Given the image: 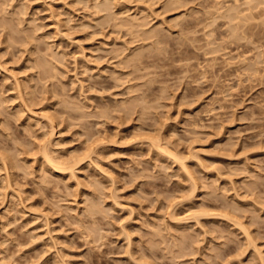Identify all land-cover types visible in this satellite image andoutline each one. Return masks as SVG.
<instances>
[{"label": "rangeland", "instance_id": "1", "mask_svg": "<svg viewBox=\"0 0 264 264\" xmlns=\"http://www.w3.org/2000/svg\"><path fill=\"white\" fill-rule=\"evenodd\" d=\"M177 1L0 0V264H264V3Z\"/></svg>", "mask_w": 264, "mask_h": 264}, {"label": "bare ground", "instance_id": "2", "mask_svg": "<svg viewBox=\"0 0 264 264\" xmlns=\"http://www.w3.org/2000/svg\"><path fill=\"white\" fill-rule=\"evenodd\" d=\"M112 1H113V3L114 2H117V0L115 1V0H98V7L99 8H101V9H103V10H107L108 11V9H110V8H112L113 6L111 5L112 4ZM214 1V0H213ZM234 1H235V5L234 4H229V6L227 7V6H225L226 8V10L225 9H223V12H224V10L226 11V16H225V13H221V7H218L219 5H217V7H216V5L214 4V6H215V9H217V8H220V10H217L216 11V14H217V12L219 13L218 14V16L220 15L221 17H223V19L225 18V20H226V18L229 20L230 19V21H234L232 24H233V28H230L231 30L232 29H234V30H232L233 32L235 31V36L237 37L238 36V38H239V41H240V38L242 37L243 39H244V36H242V35H244V34H242V33H246V31L247 30H250V27L251 26H254L253 24H255V23H252L251 21L252 20H254L255 18H258V17H256L257 16V14L255 13V11H254V9L255 10H257V9H261V8H259V5L260 6H262L263 5V3H264V0H242V2L244 1V3H242V2H240L241 0H233V3H234ZM111 2V3H110ZM177 2H180L179 0L177 1ZM182 2H183V0H182ZM121 3V2H120ZM119 3V4H120ZM174 3V2H173ZM221 3V2H220ZM239 3H241L243 6H241V8H240V4ZM258 3V4H257ZM217 4V3H216ZM239 4V5H238ZM262 4V5H261ZM109 5H111V6H109ZM117 5V4H116ZM226 5V4H225ZM244 5H246V6H244ZM247 5H248V7H247ZM213 6V5H212ZM243 7V8H242ZM246 7V8H245ZM223 8V7H222ZM228 8V9H227ZM257 8V9H256ZM263 8H264V6H263ZM214 9V8H213ZM244 9V10H243ZM227 10L229 11L228 12V14H227ZM247 12H246V11ZM220 11V12H219ZM248 11H250V12H248ZM261 11H263V10H260V12ZM215 12V11H214ZM254 12V13H253ZM259 12V13H260ZM258 13V14H259ZM215 14V13H214ZM222 14V15H221ZM256 14V15H255ZM261 15V14H260ZM137 16V15H136ZM263 16V15H262ZM138 17V16H137ZM137 17H133V18H131L130 20L128 19V21H131L132 23H133V25L136 23V24H139V26H141L140 24L141 23H139V21L141 20H139V17L137 18ZM261 17V16H260ZM142 21V20H141ZM130 22V23H131ZM254 22V21H253ZM129 23V22H128ZM227 24H228V21L226 22ZM231 23V22H230ZM259 25V24H258ZM264 25V24H263ZM208 26H210V23H209V25L207 24V27L206 28H208ZM211 27V26H210ZM230 27V26H229ZM262 27V26H261ZM253 28V27H252ZM252 28H251V30H252ZM259 28V26L257 27V29ZM209 30H211L210 28H209ZM209 30L207 31V32H209ZM250 30V31H251ZM216 31V30H215ZM250 31H248V32H250ZM253 32H254V30H252ZM251 31V32H252ZM211 33H214V30L213 31H210ZM209 32V33H210ZM231 32V31H230ZM233 32H232V34H233ZM12 34V33H11ZM231 34V33H230ZM233 34V35H234ZM254 34V33H253ZM212 35V34H211ZM252 35V34H251ZM206 36H208L209 37V35H206ZM215 35H213V37H214ZM234 36V38H236ZM241 36V37H240ZM212 37V38H213ZM247 37V35H245V38ZM215 38V37H214ZM213 38V39H214ZM233 38V37H232ZM208 39V38H207ZM210 39V38H209ZM208 39V40H209ZM235 40V39H234ZM211 41H212V39H211ZM210 41V42H211ZM214 41H215V39H214ZM209 42V41H208ZM213 42V41H212ZM214 43V42H213ZM222 44V43H221ZM206 45H208V44H206ZM211 45H212V43H211ZM219 45H220V43H219ZM222 45H220V47H221ZM223 47V46H222ZM50 55H53V56H51V59H49V58H45L47 61H48V63H43L42 64V68H40L41 69V71H43V72H48L49 73V71L50 72H55V74H56V72L59 70L58 69V67L60 66V65H62V60H60L61 59V56L60 55H58V56H56L55 57V55H54V53L53 54H50ZM60 56V57H59ZM59 57V58H58ZM41 64V63H40ZM40 64L39 65H37V66H39V67H41L40 66ZM45 64L46 65H48L47 67L45 66ZM60 64V65H59ZM59 68H61V67H59ZM21 83V82H20ZM24 83H25V81H24ZM22 84V83H21ZM20 85V84H19ZM24 86H26L27 87V85H26V83H25V85ZM16 87H18V85L16 86ZM22 87V86H21ZM28 88V87H27ZM31 99V98H30ZM32 100V99H31ZM33 101V100H32ZM31 111V110H30ZM33 113V112H32ZM47 113H49V112H47ZM50 114V113H49ZM52 114V113H51ZM42 116H43V114H42ZM53 114L52 115H49V116H43V117H45V119L47 118V120L48 119H52L53 121H54V119L55 118H53ZM52 117V118H51ZM51 120V121H52ZM51 121H49V122H51ZM52 121V122H53ZM51 122V123H52ZM54 130V129H53ZM53 132V131H52ZM51 133V132H50ZM52 136L53 134H49V136ZM51 138V137H50ZM49 139V138H48ZM50 141V140H49ZM46 142H48V141H46ZM46 144V143H45ZM48 144V143H47ZM48 146V145H47ZM45 147L44 149H42V152H43V165L46 167H44L45 168V170L47 169V171L48 172H50V173H53L54 175H65V174H67V173H69L68 174V176L70 175V174H75L74 172H75V170H76V167H78V166H80V165H78L79 164V161H75V163L73 164H65V163H62V162H60L57 158H55V157H53L52 155H51V153H50V151H49V148L48 147ZM153 146L154 147H156L157 148V150L158 151H160V152H163V154L164 155H166L167 154V156L169 155V157H171V158H173L175 161H177L178 163H180V167L182 166L185 170L187 169V166L184 164V162H183V160H182V158H181V156L179 157L178 156V154H173L172 152H170V151H167L168 149H164L163 148V146L162 145H160V144H157V143H153ZM74 158V157H73ZM7 159V158H6ZM62 160V159H61ZM71 160H72V158H71ZM74 160H75V158H74ZM79 160V159H78ZM6 161H8V159L6 160ZM11 161V160H10ZM65 161V160H64ZM9 162V161H8ZM71 162V161H70ZM80 163H81V161H80ZM6 164V163H5ZM4 164V165H5ZM40 164H42V162L40 163ZM9 165V164H8ZM11 165H13L12 163H11ZM78 165V166H77ZM10 166V165H9ZM182 168V169H183ZM48 176H50V175H48ZM44 177H45V175H44ZM70 177H71V175H70ZM60 179V178H59ZM45 180V179H44ZM196 192V191H195ZM194 192V193H195ZM194 193H192V194H194ZM190 197L191 198H189L190 200L192 199V197H193V195H190ZM204 212H202V216L203 215H207V213L208 212H206L205 214H203ZM211 215V214H210ZM198 216H201V214L199 215L198 214ZM226 217V216H225ZM228 217H229V214H228ZM227 217V218H228ZM230 218V217H229ZM231 220V219H230ZM180 221V220H179ZM237 224V223H236ZM239 224V226H241L242 227V223H238ZM237 224V225H238ZM243 229V231H244V229L245 228H242ZM245 233H249L248 231H245ZM251 235V234H250ZM250 235L248 234L247 236L248 237H250ZM247 237V238H248ZM252 238V237H251ZM250 238V239H251ZM253 239V238H252ZM252 239H251V241H252ZM247 241H250V240H247ZM249 244H250V242H248ZM253 243H254V241H253ZM253 245L254 244H252L251 246L253 247ZM254 247H256V245H254ZM256 250L258 251V249L256 248ZM258 257V256H257ZM257 257H256V260H258L257 259ZM261 257V256H260ZM259 258V257H258ZM264 258V257H263ZM260 259V258H259ZM261 260H262V258H261ZM264 260V259H263ZM262 260V261H263ZM260 261V260H259ZM261 264V263H260ZM263 264V263H262Z\"/></svg>", "mask_w": 264, "mask_h": 264}]
</instances>
